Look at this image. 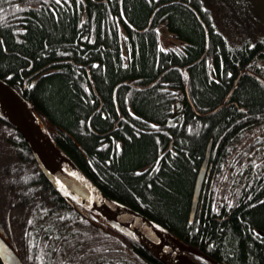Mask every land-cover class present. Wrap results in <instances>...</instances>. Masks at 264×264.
<instances>
[{"label": "trees", "instance_id": "16d2710c", "mask_svg": "<svg viewBox=\"0 0 264 264\" xmlns=\"http://www.w3.org/2000/svg\"><path fill=\"white\" fill-rule=\"evenodd\" d=\"M17 1L0 0V79L30 103L56 148L105 195L218 264H264V237L258 235L264 231V180L258 176L248 175L244 187L232 181V195L220 201L233 202L215 203L213 210L206 187L189 219L207 145L216 156L224 142L233 151L238 122L264 130V91L246 73L264 78V66L254 62L257 52L264 61V26H256L264 23L260 2L85 0L77 6L68 0L48 2L50 11L44 0ZM234 17L243 31L248 26L247 34L232 37ZM222 23L230 38L219 30ZM165 31L183 44L178 54L158 55ZM162 81L172 90L163 91ZM0 144L16 178L6 194L8 218L23 210L8 231L0 223V232L24 264H162L60 197L24 138L1 116ZM262 147L257 152L264 157Z\"/></svg>", "mask_w": 264, "mask_h": 264}, {"label": "water", "instance_id": "95a60500", "mask_svg": "<svg viewBox=\"0 0 264 264\" xmlns=\"http://www.w3.org/2000/svg\"><path fill=\"white\" fill-rule=\"evenodd\" d=\"M0 97L5 110V114L0 113V116L24 137L30 147L34 148V158L39 164L40 171L48 180L63 189L62 196H65L66 201L74 202L96 215L105 216L112 221L131 226L133 232V236H130L131 239L144 246L162 264H197L188 254L200 255V253L181 243L166 229L150 222L140 213L105 197L83 175L70 176L59 171L52 157H49L43 150L45 144L39 127L43 130L44 128L36 121L30 103L2 79H0ZM106 226L125 237L127 236L108 224ZM9 243L0 232V257L2 260L13 257V249ZM13 264L19 263L15 260Z\"/></svg>", "mask_w": 264, "mask_h": 264}, {"label": "flooded vegetation", "instance_id": "af4514ba", "mask_svg": "<svg viewBox=\"0 0 264 264\" xmlns=\"http://www.w3.org/2000/svg\"><path fill=\"white\" fill-rule=\"evenodd\" d=\"M20 0H18L17 2H19ZM45 3L48 5V2H57L60 5L62 3V1L67 2L68 0H44ZM85 2V0H76L75 3L76 5H83V3ZM108 3V0L105 4ZM69 7L73 8V4H68ZM31 9V7H30ZM33 9V8H32ZM49 10L53 11L52 9V5L49 6ZM82 17V14H81ZM85 20V18H81L80 22H83ZM124 31L125 29H123L121 27L120 30V35L122 34V36L124 35ZM173 34V33H171ZM166 31H165V34ZM174 35V34H173ZM172 36H163V38L161 39V43L162 46H160V50L157 51L158 55L161 54H165V51L167 50H173L176 54H178V52L180 51V49L182 48L183 44H181L180 42H178L176 40V38H171ZM255 64L257 66H262L263 62L260 59V54L261 52H257L255 53ZM157 55V56H158ZM258 55V56H257ZM180 57V56H179ZM220 60L222 59V55L219 54ZM207 62H208V66H210L209 68H207V73L210 75L209 77L211 78L212 75V71L214 70V65L212 62V58H208L207 57ZM85 71L89 72L88 69H85ZM252 71L249 70V72H246L248 74H250L251 76H253L254 78H256L259 82V84L261 85L263 91H264V84H263V80L264 78L259 76V74L256 73H251ZM242 74L241 72L239 73V75ZM260 78H262L263 80H261ZM163 82V81H162ZM163 86L162 90L163 91H167L169 92L170 90H172L170 87L167 86V84L165 82L163 83H159ZM234 87V86H233ZM169 88V89H168ZM173 94V93H172ZM174 97H176L175 94H173ZM228 99V95L225 98V101H227ZM175 110L179 109L180 106V102L178 101V99H176L175 101ZM177 112V111H174ZM258 120V117H257ZM249 124V123H248ZM238 126H241L242 128L239 130L240 131V135L239 137L234 140L235 142H233L232 144L234 145V152L233 151H229L228 149L229 147H231L230 145L227 147V143L224 142L225 146H223L224 148H222V151L220 152V154L218 156H216V151L213 150V154L211 153V148H210V152H209V156H208V161H207V166H206V170H205V174L203 177V181L201 184V189H200V193H199V198H202V193L203 190H205V188H208V192L210 193V196L207 200V202L210 203V207L211 210H213V205L215 203H218V205L220 204L222 207L227 206L224 205L225 203H231L233 202V200H229L227 201V198H225L222 202L220 201V197L223 196H228V195H232L233 192H230L228 189L229 184H231L232 181H234L236 178H238L239 180L235 181V185L238 186H245L246 185V178L248 177V175H251L253 177H257L258 176V180L259 182L264 180V165L262 168V164H264V157H262V154H258V150H260V148L263 149L262 146H264V130L262 131V126H258L256 125L254 128H252L251 130H247L245 128V126H249V125H244V122H238ZM233 131H229L228 132V137L231 136V133ZM218 144V143H217ZM170 148V146L168 147ZM238 149V150H237ZM236 153V155L233 158H230L231 156H233ZM205 154H206V148L204 151V154L202 156L201 159V163L198 166V169L196 170V174H195V178H194V182H193V187L194 184L196 182V178H197V174L198 171L201 167V164L203 163V160L205 158ZM228 154V155H227ZM223 158H222V157ZM220 164V174L218 176H214V170L217 167V164ZM228 164V165H227ZM151 167H158L159 169V164H154V166ZM231 169V171L229 173H226L227 168ZM145 173V172H144ZM150 173H148L149 175ZM257 185V184H256ZM234 191V189H233ZM198 198V200H199ZM192 200V198H191ZM254 232H256V229H253ZM257 233V232H256ZM261 233V234H260ZM258 235H260L261 237H264V231H260L258 233Z\"/></svg>", "mask_w": 264, "mask_h": 264}, {"label": "bare ground", "instance_id": "6f19581e", "mask_svg": "<svg viewBox=\"0 0 264 264\" xmlns=\"http://www.w3.org/2000/svg\"><path fill=\"white\" fill-rule=\"evenodd\" d=\"M104 2H105V0H104ZM216 9V8H215ZM86 14V13H85ZM84 14V15H85ZM212 24V23H211ZM223 25H221L220 26V24H218V28H219V30L222 32H224V29H223V27H222ZM262 62H264V61H262ZM261 80H263L262 78H260ZM263 82V84H264V80L262 81ZM0 113H2V114H5V110H4V107H3V103H2V98L0 97ZM35 119H36V121L38 122V124H40L42 127H43V125L41 124V122L39 121V119H38V117L35 115ZM44 128V127H43ZM39 132H40V135H41V137H42V140H43V142H44V146L45 147H43L44 149V151H45V153L46 154H48V156L49 157H52V159H53V161H54V163H55V166H56V168L59 170V171H61L62 173H65V174H67V175H70V176H76V175H82L81 174V172L75 167V165L64 155V154H62L57 148H56V146L54 145V143L52 142V140H51V138H50V136L48 135V133H47V131L45 130V128H44V130L41 128V127H39ZM22 136V135H21ZM23 137V136H22ZM24 138V137H23ZM24 141L27 143V141L24 139ZM27 145H28V148H29V150H30V153H31V155H32V157H33V159H34V161H35V163H36V165H37V167H38V162H36V160H35V156H34V148L33 147H30V145L27 143ZM209 152H210V144H208L207 145V148H206V154H205V158H204V160H203V163L201 164V167H200V169H199V171H198V174H197V178H196V182H195V184H194V187H193V192H192V200H191V203H190V210H189V219L190 220H192L193 219V217H194V214H195V211H196V208H197V204H198V198H199V193H200V189H201V184H202V181H203V177H204V174H205V170H206V166H207V161H208V156H209ZM38 169H39V171H40V168L38 167ZM41 172V171H40ZM41 174H42V172H41ZM43 175V174H42ZM44 176V175H43ZM45 177V176H44ZM45 179L48 181V183L52 186V188L57 192V194L60 196V197H62L64 200H66V198H65V196H62V192H63V189L60 187V186H58L57 184H55V183H53V182H51L50 180H48L46 177H45ZM96 189H98L97 187H96ZM99 190V189H98ZM100 191V190H99ZM101 192V191H100ZM105 197H108L107 195H105L103 192H101ZM108 198H110V197H108ZM110 199H112V198H110ZM112 200H114V199H112ZM114 201H116V200H114ZM68 202V201H67ZM116 202H118V201H116ZM69 204H71L72 206H78V207H80L79 205H77L76 203H74V202H68ZM118 203H120V202H118ZM120 204H122V203H120ZM122 205H124V204H122ZM124 206H126V205H124ZM126 207H128V206H126ZM80 208H82V207H80ZM128 208H130V207H128ZM82 209H84V208H82ZM130 209H132V208H130ZM192 209H193V211H192ZM84 210H86V209H84ZM133 210V209H132ZM86 211H88V210H86ZM135 211V210H134ZM88 212H90V211H88ZM136 212H138V211H136ZM193 212V213H192ZM91 214H92V216H97L98 218H99V220L102 222L101 224H104V225H106V224H108L109 226H112L113 228H115V229H117V230H119V231H121V232H123V233H125L126 235H127V237L129 238L130 236L132 237L133 236V232H132V227L131 226H129V225H124V224H120V223H118V222H116V221H112V220H110L109 218H107V217H105V216H100V215H96V214H94V213H92V212H90ZM139 213V212H138ZM141 214V213H140ZM141 215H143V214H141ZM144 216V215H143ZM145 218H147L146 216H144ZM150 222H153V223H155V224H157V225H159L158 223H156V222H154V221H152V220H150L149 218H147ZM95 220H97L98 221V219H95ZM161 226V225H160ZM162 227V226H161ZM164 228V227H163ZM164 229H166V228H164ZM167 230V229H166ZM168 231V230H167ZM169 232V231H168ZM260 232V231H259ZM171 233V232H170ZM172 234V233H171ZM261 234V233H260ZM131 237H130V239H131ZM175 237V236H174ZM176 238V237H175ZM7 239V238H6ZM177 239V238H176ZM132 240H134V239H132ZM177 240H179V239H177ZM134 241H136V240H134ZM180 241V240H179ZM137 242V241H136ZM181 243H183L182 241H180ZM10 244V246L12 247V249H13V257L11 256V258L10 259H4V260H2L1 259V257H0V261H1V263L2 264H13L14 262H15V260H17V262L19 263V264H24V262H23V260L21 259V257L19 256V254L17 253V251H16V249L14 248V246L11 244V243H9ZM140 244V243H139ZM184 245H186L185 243H183ZM141 245V244H140ZM180 246H182V244H179ZM142 246V245H141ZM187 246V245H186ZM144 247V246H143ZM189 248H191L190 246H188ZM145 248V247H144ZM146 249V248H145ZM191 249H193V248H191ZM147 250V249H146ZM193 250H195V249H193ZM148 251V250H147ZM196 252H198V253H200V255H197V254H194V253H189L188 255L191 257V254H193V255H196V256H198V257H201V258H203L204 260H206L208 263H210V264H218L216 261H214L213 259H211L209 256H207V255H205V254H203V253H201V252H199V251H197V250H195ZM149 252V251H148ZM150 253V252H149ZM151 254V253H150ZM152 255V254H151ZM153 256V255H152ZM155 258V257H154ZM192 258V257H191ZM156 259V258H155ZM193 259V258H192ZM157 260V259H156ZM194 260V259H193ZM194 262L195 263H197L195 260H194ZM198 264V263H197Z\"/></svg>", "mask_w": 264, "mask_h": 264}, {"label": "rangeland", "instance_id": "374dc122", "mask_svg": "<svg viewBox=\"0 0 264 264\" xmlns=\"http://www.w3.org/2000/svg\"><path fill=\"white\" fill-rule=\"evenodd\" d=\"M258 1L260 2L259 5H261L260 8H262V9L258 10V14H259V16L262 17L260 21H263L264 20V0H258ZM229 22H230L229 30H230L233 38L235 36H236V38L240 37L242 33L247 34V31L250 30L248 28V26L246 25L247 29L245 28V30L243 31L242 26H244V24L241 25V23L239 21H237L235 19V17L232 20L230 18ZM238 23H240V24H238ZM259 24H261V23H259ZM259 24H256V26H257L258 30H261L262 26H264V23H262L263 25L261 24V26ZM221 25H225V24L222 23ZM223 29H224V27H223ZM222 33L225 37L230 38L229 35L225 32V30H224V32L222 31ZM255 34L256 33H254V35ZM120 36H122V34ZM232 41L236 42L235 39H233ZM248 41L253 42V38H248ZM262 65L264 66V62ZM0 146L2 147V148H0V223L2 225L1 228L8 231V228L10 229L13 224H16V223L10 222V221H13V220L19 221L21 218L23 210L12 211L14 213L12 214L10 219L8 218V214L10 213V209L7 210V207H6L7 206V203H6L7 197L6 196L8 195V189H9L10 185L13 184V182L15 183L16 178L14 177V174H13V170H14L13 165L14 164L12 163L11 158L8 156L7 150H5V148L2 146V144H0ZM93 217L95 219H98L97 223H100V224L102 223L97 216H93ZM14 232H13V238L15 241L16 237H17V233L14 234Z\"/></svg>", "mask_w": 264, "mask_h": 264}]
</instances>
